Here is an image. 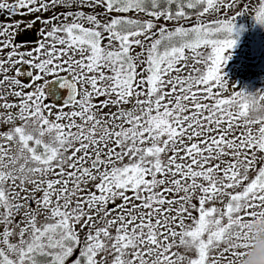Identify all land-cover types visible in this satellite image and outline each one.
<instances>
[{
	"label": "snow or ice",
	"instance_id": "1",
	"mask_svg": "<svg viewBox=\"0 0 264 264\" xmlns=\"http://www.w3.org/2000/svg\"><path fill=\"white\" fill-rule=\"evenodd\" d=\"M264 0H0V264H234L264 210V89L221 71Z\"/></svg>",
	"mask_w": 264,
	"mask_h": 264
},
{
	"label": "rangeland",
	"instance_id": "2",
	"mask_svg": "<svg viewBox=\"0 0 264 264\" xmlns=\"http://www.w3.org/2000/svg\"><path fill=\"white\" fill-rule=\"evenodd\" d=\"M232 38L235 40L234 45L228 50V59L223 62L221 71L226 78L234 83L237 88L246 92H255L264 89V72L255 70H246V66L256 65L260 57L249 59L244 51L246 45H254V53L264 52V25L256 22L255 19L244 13L236 17ZM261 36L250 40L251 36ZM245 56L247 58H245ZM258 59V60H257ZM261 228H264V210H261L257 216L250 217L244 221L241 234L250 236V240L246 242L247 247L243 249V254L234 258V264L244 260L248 252L261 242H264V234L260 235ZM243 261L240 262L242 264Z\"/></svg>",
	"mask_w": 264,
	"mask_h": 264
},
{
	"label": "clouds",
	"instance_id": "3",
	"mask_svg": "<svg viewBox=\"0 0 264 264\" xmlns=\"http://www.w3.org/2000/svg\"><path fill=\"white\" fill-rule=\"evenodd\" d=\"M242 264H264V242L256 244L248 252Z\"/></svg>",
	"mask_w": 264,
	"mask_h": 264
},
{
	"label": "trees",
	"instance_id": "4",
	"mask_svg": "<svg viewBox=\"0 0 264 264\" xmlns=\"http://www.w3.org/2000/svg\"><path fill=\"white\" fill-rule=\"evenodd\" d=\"M257 22V21H256ZM254 37L255 38H260L261 39V36H251L250 37V40H252V39H254ZM244 51L246 52V55H247V57L249 58V59H252V57H254L255 56V58H258V57H260V55H263L264 54V52H261L260 51V53H258V54H256V52L254 53V45L252 44V46L251 45H246L245 47H244ZM246 56H245V58H247ZM258 60V59H257ZM260 235L261 234H264V228H261V230H260ZM242 236L245 238V242H248L249 240H250V236H247V235H244V234H242ZM241 261H243V260H241ZM241 261H239L238 263H236V264H240V262Z\"/></svg>",
	"mask_w": 264,
	"mask_h": 264
},
{
	"label": "water",
	"instance_id": "5",
	"mask_svg": "<svg viewBox=\"0 0 264 264\" xmlns=\"http://www.w3.org/2000/svg\"><path fill=\"white\" fill-rule=\"evenodd\" d=\"M246 70H262L264 71V55L259 59L256 65L246 66Z\"/></svg>",
	"mask_w": 264,
	"mask_h": 264
}]
</instances>
